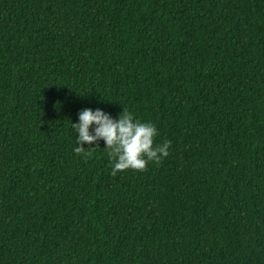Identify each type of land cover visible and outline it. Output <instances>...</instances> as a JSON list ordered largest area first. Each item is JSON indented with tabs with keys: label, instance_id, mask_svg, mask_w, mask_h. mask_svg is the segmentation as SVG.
Listing matches in <instances>:
<instances>
[{
	"label": "trees",
	"instance_id": "16d2710c",
	"mask_svg": "<svg viewBox=\"0 0 264 264\" xmlns=\"http://www.w3.org/2000/svg\"><path fill=\"white\" fill-rule=\"evenodd\" d=\"M84 108L169 156L85 161ZM0 264H264V0H0Z\"/></svg>",
	"mask_w": 264,
	"mask_h": 264
},
{
	"label": "clouds",
	"instance_id": "9594fccd",
	"mask_svg": "<svg viewBox=\"0 0 264 264\" xmlns=\"http://www.w3.org/2000/svg\"><path fill=\"white\" fill-rule=\"evenodd\" d=\"M78 121L72 124L78 136L73 152L87 161L98 146L85 150L83 145L103 140L104 149L113 162L111 175L114 177L126 170L146 171L149 163L158 166L170 154L172 142L166 139L162 144L156 143V126L136 120L127 109L114 119L99 108H84L78 113Z\"/></svg>",
	"mask_w": 264,
	"mask_h": 264
}]
</instances>
